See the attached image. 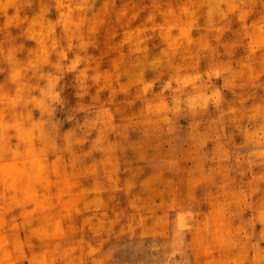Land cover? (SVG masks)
<instances>
[{
  "label": "rangeland",
  "instance_id": "rangeland-1",
  "mask_svg": "<svg viewBox=\"0 0 264 264\" xmlns=\"http://www.w3.org/2000/svg\"><path fill=\"white\" fill-rule=\"evenodd\" d=\"M0 264H264V0H0Z\"/></svg>",
  "mask_w": 264,
  "mask_h": 264
}]
</instances>
